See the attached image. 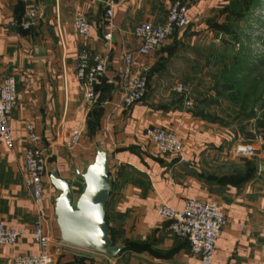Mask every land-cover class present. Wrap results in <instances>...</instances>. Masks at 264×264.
I'll return each mask as SVG.
<instances>
[{
    "label": "crops",
    "instance_id": "obj_1",
    "mask_svg": "<svg viewBox=\"0 0 264 264\" xmlns=\"http://www.w3.org/2000/svg\"><path fill=\"white\" fill-rule=\"evenodd\" d=\"M116 1L110 21L102 0H0V80L13 76L18 87L10 118L16 145L8 149L0 141V221L25 230L17 245H0V264H14L16 255L38 253L32 231L39 217L52 240L53 264H200L188 241L175 236L169 222L158 215L162 203L182 209L190 198L216 201L226 211L227 224L213 264H264V144H254L260 151L256 169L251 178L239 182L235 179L239 165L229 168L238 126L195 106L194 97L186 107L173 91L181 76L189 78L182 53L196 42H215L229 0L193 4L183 0L191 3L189 27L150 55L136 56L133 70L148 68L149 91L131 108L121 104L118 80L125 54L140 45L134 27L142 22L163 24L174 0ZM31 6L38 9L34 25L15 26ZM77 12L86 14L92 25L88 37L79 36L74 28ZM199 23H205L204 32L198 30ZM82 51L108 57L105 79L92 106H87L76 74ZM28 124L35 127L37 146L46 150L47 164L72 183L74 194L82 185L74 170L89 163L94 144L99 141L111 152L113 186L106 219L114 242L126 244L117 258L58 240L54 218L58 192L50 183L48 165L42 214L37 212L25 185ZM151 126L179 134L184 142L181 154H161L146 137ZM73 127H80L83 135L80 145L68 150L65 141Z\"/></svg>",
    "mask_w": 264,
    "mask_h": 264
},
{
    "label": "built area",
    "instance_id": "obj_2",
    "mask_svg": "<svg viewBox=\"0 0 264 264\" xmlns=\"http://www.w3.org/2000/svg\"><path fill=\"white\" fill-rule=\"evenodd\" d=\"M28 1V0H26ZM106 15L111 21L117 6L116 0H102ZM38 14V9L31 6L25 16L14 24L22 29H30ZM189 5L176 1L169 10L166 21L160 25L142 22L134 27V35L140 40L135 51L127 52L124 56V69L118 80L121 104L131 108L142 102L149 91V81L146 75L147 67L141 66L138 72L133 70L136 56H148L161 47L166 40L176 32L184 30L189 25ZM74 28L81 37H88L92 32V25L86 14L77 12L74 18ZM109 33L105 39L110 40ZM222 39L220 34L216 41ZM108 67V57L103 53L91 54L82 51L77 59L76 74L81 82L87 106H92L98 99L99 90L104 82ZM175 94L183 98L186 107L191 104L192 87L177 82L173 86ZM17 80L8 76L0 80V141L8 148L14 149L15 136L11 126V114L17 102ZM29 146L25 151V185L30 190L33 202L42 214L45 201V178L47 177L46 150L37 146L39 138L33 124L26 127ZM146 137L157 150L167 156L180 155L184 142L182 137L174 131L160 126L146 129ZM83 131L80 127H73L65 141L68 150L77 148L81 143ZM232 154L238 158L254 159L258 157V150L254 144L241 142L234 146ZM158 215L169 222L171 232L186 239L193 257L198 258L200 264H213L217 252V244L221 233L227 224L225 209L216 201H201L187 199L182 209L175 208L168 203H162L158 208ZM25 234L21 226H7L0 221V245L15 246ZM32 237L39 250L36 254L16 255L14 264H53L55 253L51 250V237L45 232L41 217L34 222Z\"/></svg>",
    "mask_w": 264,
    "mask_h": 264
},
{
    "label": "rangeland",
    "instance_id": "obj_3",
    "mask_svg": "<svg viewBox=\"0 0 264 264\" xmlns=\"http://www.w3.org/2000/svg\"><path fill=\"white\" fill-rule=\"evenodd\" d=\"M176 1L190 8L191 3L183 0H174L169 7ZM227 4L220 19L222 39L196 42L185 49L181 58L189 78L181 76L178 82L192 87L195 106L238 126L236 144H264V0H229ZM207 13L211 14L210 8ZM206 28L199 23L198 30ZM255 160L234 157L229 168L239 165L244 174ZM83 189L84 185L77 189L76 198Z\"/></svg>",
    "mask_w": 264,
    "mask_h": 264
},
{
    "label": "water",
    "instance_id": "obj_4",
    "mask_svg": "<svg viewBox=\"0 0 264 264\" xmlns=\"http://www.w3.org/2000/svg\"><path fill=\"white\" fill-rule=\"evenodd\" d=\"M111 169V152L98 141L89 163L82 170H74L75 178L84 185L77 198L72 183L60 178L51 164L48 174L52 187L58 192L54 198L58 240L64 245L114 259L126 249V244L114 243L106 219V205L113 186Z\"/></svg>",
    "mask_w": 264,
    "mask_h": 264
},
{
    "label": "trees",
    "instance_id": "obj_5",
    "mask_svg": "<svg viewBox=\"0 0 264 264\" xmlns=\"http://www.w3.org/2000/svg\"><path fill=\"white\" fill-rule=\"evenodd\" d=\"M219 28L220 29H218L217 31L223 34L224 32L222 31L220 26H219ZM220 33L216 34V38L220 35ZM262 124H263L262 126L264 127V122ZM263 134H264V130H263ZM255 169H256V164L252 161L250 163L249 168H247L246 172L244 174H241V172H240L239 175L236 176L235 179L238 180L239 182L247 181L249 178H251V176H252L253 172L255 171Z\"/></svg>",
    "mask_w": 264,
    "mask_h": 264
}]
</instances>
